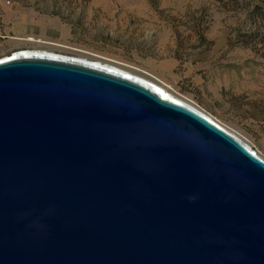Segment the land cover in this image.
Instances as JSON below:
<instances>
[{
    "label": "water",
    "instance_id": "95a60500",
    "mask_svg": "<svg viewBox=\"0 0 264 264\" xmlns=\"http://www.w3.org/2000/svg\"><path fill=\"white\" fill-rule=\"evenodd\" d=\"M0 264H264V158L128 75L1 60Z\"/></svg>",
    "mask_w": 264,
    "mask_h": 264
},
{
    "label": "rangeland",
    "instance_id": "374dc122",
    "mask_svg": "<svg viewBox=\"0 0 264 264\" xmlns=\"http://www.w3.org/2000/svg\"><path fill=\"white\" fill-rule=\"evenodd\" d=\"M261 9L264 0H0V60L34 52L118 68L196 105L264 158Z\"/></svg>",
    "mask_w": 264,
    "mask_h": 264
},
{
    "label": "bare ground",
    "instance_id": "6f19581e",
    "mask_svg": "<svg viewBox=\"0 0 264 264\" xmlns=\"http://www.w3.org/2000/svg\"><path fill=\"white\" fill-rule=\"evenodd\" d=\"M28 40H32V38H29ZM36 42H39V43H44V44H51V45H53L54 43L53 42H44V41H42V40H37ZM38 55V56H43V55H51V54H39V53H34V52H32V53H28V52H18V53H16V54H14V55H12V56H9V57H5V58H1V60H4V59H6V58H10V59H16V57H19V56H32V55ZM51 56H56V58L58 57V58H61L62 60L63 59H66V60H70V61H75V62H85V63H89V64H92V65H97V66H99V67H101V68H104V69H106V70H108V71H113V72H119L120 74H122V75H128V76H130V77H133V78H136V79H138V80H140L141 82L143 81V82H145V83H149L150 84V88H152L153 90H155V91H157V92H159L161 95H163L164 97H167L168 99H171V100H175V101H178V102H181V103H183V104H186V105H191V106H193V107H196V108H198L196 105H193L192 103H188V102H186V101H184V100H181V99H178V98H176V97H172V96H170V94H168V90H164V89H161L159 86L157 87L156 85H154L153 83H151V82H149L148 80H146V79H144V78H140V77H138V76H136V75H133V74H131V73H128V72H124V71H122V70H120V69H118V68H115V67H112V66H105V65H102V64H99V63H97V62H95V63H93V62H89V61H85V60H82V59H74V58H70V57H67V56H59V55H51ZM0 60V61H1ZM198 109H200V108H198ZM207 114V113H206ZM208 115V114H207ZM209 116V115H208ZM212 118V117H211ZM223 126V125H222ZM224 127V126H223ZM226 128V127H225ZM227 129V128H226ZM228 130V129H227ZM228 131H230V130H228ZM231 132V131H230ZM232 134H234L233 132H231ZM234 135H236V134H234ZM236 136H239V135H236ZM240 138H242L241 136H239ZM243 139V138H242ZM244 140V139H243ZM245 141V140H244ZM246 142V141H245ZM247 143V142H246ZM248 144V143H247Z\"/></svg>",
    "mask_w": 264,
    "mask_h": 264
},
{
    "label": "crops",
    "instance_id": "0c3cea01",
    "mask_svg": "<svg viewBox=\"0 0 264 264\" xmlns=\"http://www.w3.org/2000/svg\"><path fill=\"white\" fill-rule=\"evenodd\" d=\"M27 38L28 37H22V38H20V39H22V40H24V41H27ZM34 38H37V37H34ZM38 40H42V41H44V42H49V39H43V37H41V39H38Z\"/></svg>",
    "mask_w": 264,
    "mask_h": 264
},
{
    "label": "trees",
    "instance_id": "16d2710c",
    "mask_svg": "<svg viewBox=\"0 0 264 264\" xmlns=\"http://www.w3.org/2000/svg\"><path fill=\"white\" fill-rule=\"evenodd\" d=\"M259 7H260V6H256V8H259ZM263 10H264V9H261L262 12H264ZM262 14H264V13H262Z\"/></svg>",
    "mask_w": 264,
    "mask_h": 264
}]
</instances>
